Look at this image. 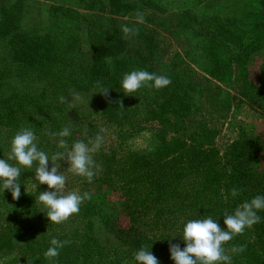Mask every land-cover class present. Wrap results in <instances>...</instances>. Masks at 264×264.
I'll list each match as a JSON object with an SVG mask.
<instances>
[{"label":"trees","instance_id":"1","mask_svg":"<svg viewBox=\"0 0 264 264\" xmlns=\"http://www.w3.org/2000/svg\"><path fill=\"white\" fill-rule=\"evenodd\" d=\"M93 5L90 3L89 9ZM108 6L112 16H121L128 9L122 0H108ZM193 20L189 27L202 32L206 43L205 53L217 81L224 82L235 63L244 73L252 54L264 47L263 15L253 18L248 30L237 31L232 30V25L226 30L229 20L224 22L217 18L213 21L195 15ZM113 25L112 36L92 47L88 61H83L78 74L81 78L79 90L83 93L98 91L96 82L99 81L109 89L107 98L101 93L99 95L102 114L113 133L130 138L141 131L142 122H155L158 124L157 137L161 147L156 153L140 155L128 152L117 155L113 147L102 146L94 155L102 171L91 183L86 179L87 186L82 192L92 194L91 200H85L80 206V219L87 222L80 226V232H86H77L75 237H70V243L63 248L67 251L68 245H72L74 250L53 258L54 264H138L134 254L141 247L148 249L149 243L154 242L156 238L143 232L132 236L128 234L130 232L123 233L121 227L124 225L120 224V217L113 219L104 214L103 196L118 197L131 230L147 226L155 231L170 220L176 222L181 219L186 223L206 216L219 220L221 227L226 229L223 224L226 211L231 214L245 200L257 195L264 196V169L260 170L255 165L259 159L258 149L250 140L239 136L221 153L216 146L206 142L204 132H189V113L197 106L194 81L180 86L176 81L179 71H161L155 61L159 49L155 31L141 26V42L136 47V54L129 55L128 39H124L123 32L115 23ZM66 47L51 35L24 36L16 11L12 7L0 6V118L5 112V104L12 110L17 109V104H23L21 112L25 117L36 114L34 98L14 95L11 89L18 85L19 79L35 83L40 89L46 88L55 78L51 66L59 67L58 62L69 55ZM133 70L167 76L171 84L161 89L141 87L126 95L121 86L122 79L125 73ZM262 75L264 85V66ZM247 83L243 77L237 81L239 94L244 93ZM132 100H136L142 109L139 114H134L129 108ZM3 126L0 125V128ZM97 134L90 128L83 140L87 142ZM0 159H6L1 146ZM233 188L241 190L236 197L231 195ZM36 198L35 192L24 188L17 201L18 206L0 212L6 213L0 216V264H18V260L22 261V254L28 250H37L45 242H48V248L51 246L52 223L38 220L34 224L32 221L33 217L39 216ZM257 214L262 217L260 223L246 228L243 234L225 244L226 250L234 245H246L242 253L229 251L232 264L237 260H243L246 264H264V210ZM185 217H188L186 221ZM9 222V226L5 227V223ZM34 230L41 236L31 240ZM20 235L28 238V243H24L25 249L17 248L16 237ZM59 240L63 242V239ZM68 256L72 262L63 261ZM8 257L10 259L6 261ZM155 257L160 264H165L164 260ZM40 259L33 258L30 264H41ZM168 263L175 264L172 261Z\"/></svg>","mask_w":264,"mask_h":264},{"label":"rangeland","instance_id":"2","mask_svg":"<svg viewBox=\"0 0 264 264\" xmlns=\"http://www.w3.org/2000/svg\"><path fill=\"white\" fill-rule=\"evenodd\" d=\"M122 2L128 6L126 13L121 16H112L108 0H0V6L12 7L16 11L18 24L21 25L24 36L51 35L54 40L66 45L67 52H69L66 59L58 62L59 67L50 65L54 69L55 78L46 88L40 89L35 83L19 79L18 85L11 89L14 95L34 98L36 114L25 117L21 112L24 108L23 104H17L16 110L8 108L5 104V112L0 118V125H5L0 128V146L6 159L10 152L12 138L22 128L34 130L38 148L46 152L49 157L57 151L66 150L58 148L60 137L53 138L49 135V133H58L65 127L71 131V135L64 138L68 149L74 141L83 140V136L90 128L102 134L104 145L113 147L117 155L128 152L145 155L156 153L160 149V141L157 137L158 124L142 122L141 131L133 137L119 136L113 133L102 114V99L99 93L94 90L83 93L79 90L81 78L78 74L83 61H88L92 47L112 36V25L115 23L120 29L122 25H128L139 30L138 35L128 39L129 55L136 54V47L141 42L139 33L141 26L144 25L156 33L155 38L159 49L155 61L159 64L161 71L164 73L170 69L179 71L180 74L176 81L180 86L194 81L197 106L189 113L190 133L191 131L204 132L207 135L206 142L216 146L221 153L230 142L239 136L246 137L258 149L259 159L255 163L256 167L260 170L264 169V85L262 77L264 47L252 54L244 73L241 72L239 64L235 63L225 81L220 82L212 75V64L205 53L206 43L202 38V32L189 27L195 15L208 17L213 21L217 18L224 22L229 20V23L226 22V30L231 25L234 31L248 30L253 18L259 15L264 16V0H122ZM90 3L94 5L89 9ZM65 10L69 11L65 12ZM138 12L143 13L142 23L137 21ZM84 55L85 57H82ZM242 77L248 83L244 93L239 94L237 81ZM37 90H39L38 93ZM74 94H78L80 99L75 100ZM132 101L129 102V108L134 114H139L142 109L136 100ZM102 128L106 129L103 133H101ZM9 163L15 165V161H9ZM59 164L61 172L67 176L66 190L78 191L82 194L87 186L86 178L67 172L68 165L63 161ZM37 166L34 162L31 168L21 167L20 175L21 190L31 189L36 193V197L40 192L50 190L46 184H39L35 180ZM51 166L52 162L49 161V168ZM93 192L97 194L96 191L93 190ZM17 201L12 198L9 190H3L0 187V212L14 209L15 205L18 206ZM37 204V215L39 216L32 218L33 223L46 220L49 224L50 221L46 215L47 208L38 200ZM102 208L104 214L113 219L120 217L119 222L124 225L121 227L123 233L127 231L132 236L143 232L151 238H156L153 243H149L147 250L164 260L165 264H169V261L175 262L171 259L170 243L179 244L181 249L186 247L182 240L183 227L186 224L184 220H178H181L180 225L178 221L176 223L175 220H170L163 225V228H156L157 231L147 226H139V229L131 230L132 228L128 226V218L122 213L123 207L119 204L118 197L103 196ZM4 214L6 213H1L0 216ZM80 214L81 211L59 224L51 222L52 238L69 241L70 237H75L77 232H80V226L87 224L80 219ZM185 218L186 221L188 217ZM9 224L10 222L5 223V227ZM84 232L86 230L80 233ZM37 236L34 230L30 239L35 240ZM16 239L17 248L25 249L24 243H28L27 236L20 235ZM48 246V242H45L43 247L37 250H28L22 254V261L18 260V264L24 262L30 264L33 258H41V264H54V259L45 258L44 253ZM68 246L67 251L74 250L72 245ZM67 251L62 248L59 256ZM9 259L10 257L6 261ZM71 260L68 256L63 261ZM234 264H246V262L237 260Z\"/></svg>","mask_w":264,"mask_h":264},{"label":"clouds","instance_id":"3","mask_svg":"<svg viewBox=\"0 0 264 264\" xmlns=\"http://www.w3.org/2000/svg\"><path fill=\"white\" fill-rule=\"evenodd\" d=\"M143 20V13L138 12L137 21L142 23ZM121 31L124 39H129L131 36L138 35L139 30L122 25ZM170 84L171 80L167 76L146 70H133L124 74L121 86L124 93L130 95L141 87L161 89ZM96 87L99 89L96 93L108 97V88L103 87L99 81L96 82ZM74 99L79 100V95L74 94ZM120 106L123 107L122 102ZM105 131L106 129H101V133ZM49 135L53 138L60 137L58 148L66 150L57 151L49 157L46 152L38 148L37 137L31 128H22L14 135L8 158L0 159V187L3 190H9L12 198L18 200L21 196V184L19 183L21 167L31 168L34 162L37 163L35 180L39 184H46L50 190L40 192L36 202L38 200L47 208L46 215L50 222L59 224L67 221L73 214H78L81 204L92 198L89 192L81 194L78 191L66 190L67 176L61 172L59 162L63 161L68 165L67 172L85 177L91 183L93 178L102 171V166L97 164L94 155L104 145V136L97 134L90 137L87 142L76 140L68 149L64 139L71 135L68 127L58 133H49ZM9 161H15V165ZM49 161L52 162L51 168H49ZM240 191L233 188L231 195L236 197ZM260 210H264V196L257 195L250 200H245L236 207L233 213L229 214L227 211L224 213L223 224L226 225V229L221 227L219 220L212 216L189 220L183 227L182 240L186 247L181 249L179 244L170 243L171 259L175 261V264H232V255L229 251L233 254L242 253L246 250V245H234L230 250H226L225 244L233 240L235 236L243 234L246 228L260 223L262 217L257 214ZM68 243L70 241L62 242L57 238H52L51 246L44 253L45 258L52 260L58 257L59 250ZM134 259L138 264H160L146 247H141L134 254Z\"/></svg>","mask_w":264,"mask_h":264}]
</instances>
